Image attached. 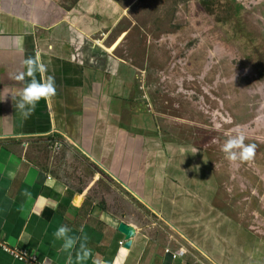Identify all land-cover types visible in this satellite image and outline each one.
I'll use <instances>...</instances> for the list:
<instances>
[{"label": "crops", "instance_id": "0c3cea01", "mask_svg": "<svg viewBox=\"0 0 264 264\" xmlns=\"http://www.w3.org/2000/svg\"><path fill=\"white\" fill-rule=\"evenodd\" d=\"M119 10L112 0H0V243L35 255L40 264H68L69 251L71 264H92L93 257L102 264H264V245H244L233 234V247L243 254L237 258L231 244L195 228L205 217L202 198L214 196V188L187 171L185 185L176 183L172 151L140 132L142 120L152 118L136 103L137 71L105 45ZM36 53L56 90L24 118L11 99L24 83L14 77ZM108 181L124 191L112 204L111 194L92 192ZM192 184L204 193L199 200ZM135 203L173 227L201 259L163 242L153 224L127 219ZM120 223L136 230L128 249ZM61 224L80 237L74 249L63 250L54 238ZM80 243L90 256L77 261ZM0 264L25 263L0 247Z\"/></svg>", "mask_w": 264, "mask_h": 264}, {"label": "rangeland", "instance_id": "374dc122", "mask_svg": "<svg viewBox=\"0 0 264 264\" xmlns=\"http://www.w3.org/2000/svg\"><path fill=\"white\" fill-rule=\"evenodd\" d=\"M112 1L121 18L105 45L137 71L136 103L143 117L150 113L152 118L151 123L142 120L140 132L172 151L176 183L185 185L187 171L214 188L209 190L214 196L202 198L205 217L195 228L228 242L241 258V246L234 249L229 236L236 234L244 245H264V0ZM237 131L245 134V144L256 146L250 160L229 161L221 151ZM105 183L92 192L111 194L112 204L124 191ZM192 185L189 190L199 200L204 193ZM207 204L214 207L210 214ZM125 217L153 224L163 242L201 259L168 229L173 227L143 206L135 203ZM213 228L224 229L216 234Z\"/></svg>", "mask_w": 264, "mask_h": 264}, {"label": "clouds", "instance_id": "9594fccd", "mask_svg": "<svg viewBox=\"0 0 264 264\" xmlns=\"http://www.w3.org/2000/svg\"><path fill=\"white\" fill-rule=\"evenodd\" d=\"M23 71L15 75L16 80L24 83L22 90L18 93V98L12 96L14 109L24 118H27L35 109L36 105L42 98H48L55 93V81L52 76H44L46 65L41 61L38 53L28 56L22 61ZM37 74L40 78L37 79ZM25 77H28L25 80ZM245 134L237 131L235 135H229L223 143L221 151L225 153L226 159L229 161H246L250 160L254 154L255 145L245 144ZM82 231V228H81ZM71 229L64 224L59 225L53 232L56 240L62 241L61 248L65 251L74 249L80 237L70 235ZM90 256V250L84 243L79 244L76 252V260H86ZM72 255L69 251L67 262L71 264ZM92 264H102V262L93 257Z\"/></svg>", "mask_w": 264, "mask_h": 264}, {"label": "built area", "instance_id": "2783aa9c", "mask_svg": "<svg viewBox=\"0 0 264 264\" xmlns=\"http://www.w3.org/2000/svg\"><path fill=\"white\" fill-rule=\"evenodd\" d=\"M0 247L19 262L25 264H40L38 258L35 255L29 254L25 250L10 248L4 243H0Z\"/></svg>", "mask_w": 264, "mask_h": 264}, {"label": "water", "instance_id": "95a60500", "mask_svg": "<svg viewBox=\"0 0 264 264\" xmlns=\"http://www.w3.org/2000/svg\"><path fill=\"white\" fill-rule=\"evenodd\" d=\"M118 228L119 232L125 236V248H130L132 245V240L136 234L135 228L126 223H120Z\"/></svg>", "mask_w": 264, "mask_h": 264}, {"label": "flooded vegetation", "instance_id": "af4514ba", "mask_svg": "<svg viewBox=\"0 0 264 264\" xmlns=\"http://www.w3.org/2000/svg\"><path fill=\"white\" fill-rule=\"evenodd\" d=\"M116 1V0H115ZM154 137V136H153Z\"/></svg>", "mask_w": 264, "mask_h": 264}]
</instances>
